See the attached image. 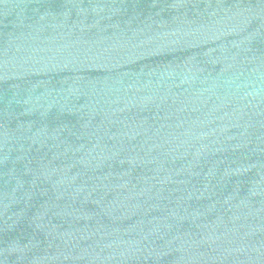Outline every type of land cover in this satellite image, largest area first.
I'll return each instance as SVG.
<instances>
[{"label":"water","instance_id":"water-1","mask_svg":"<svg viewBox=\"0 0 264 264\" xmlns=\"http://www.w3.org/2000/svg\"><path fill=\"white\" fill-rule=\"evenodd\" d=\"M0 264H264V0H0Z\"/></svg>","mask_w":264,"mask_h":264}]
</instances>
